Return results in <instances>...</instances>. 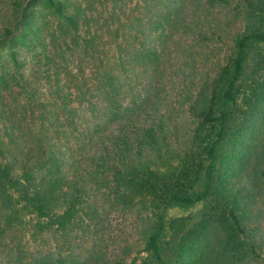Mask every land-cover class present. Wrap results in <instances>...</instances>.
I'll list each match as a JSON object with an SVG mask.
<instances>
[{"label":"trees","instance_id":"1","mask_svg":"<svg viewBox=\"0 0 264 264\" xmlns=\"http://www.w3.org/2000/svg\"><path fill=\"white\" fill-rule=\"evenodd\" d=\"M156 2L162 45L179 35L204 48L241 23L222 61L204 72L202 59L189 70L196 74L182 94L186 118L174 161L164 168L152 160L171 149L160 51L132 54L143 58L130 62L131 72L143 67L145 83L138 101L124 105L121 64L117 71L96 66L89 87L81 66L75 75L60 50L63 73L78 77L77 107L70 109L66 93L60 111L38 119L32 111L26 126L0 132V264H99L95 244L112 206L142 207L149 226L110 264L130 257L129 264H250L263 252L264 208L257 204L264 197V0ZM0 4V53L16 69L44 16L57 20L64 35L75 27L66 0ZM196 204L198 220L167 216Z\"/></svg>","mask_w":264,"mask_h":264},{"label":"rangeland","instance_id":"2","mask_svg":"<svg viewBox=\"0 0 264 264\" xmlns=\"http://www.w3.org/2000/svg\"><path fill=\"white\" fill-rule=\"evenodd\" d=\"M66 1L67 12L75 17L74 29L64 35L61 32L64 27H60L57 20L44 16L39 20L36 37L21 50L18 69L6 60L3 53H0V111L5 117L3 120L0 119V132L4 131V126L6 129L10 126H26L27 117L25 119L24 115L32 111L35 117L41 112L47 114L50 110L60 111L61 97L66 93L69 94L70 109L77 107L78 77L75 80L63 73V63L58 57L60 50L64 52L65 49L68 53L67 57L70 65H73L75 75L77 74L75 67L81 66L83 72L79 75L80 80L85 81L89 87L94 85L93 72L96 66L107 65L117 71L118 64H121L123 71L119 70V72L124 80L122 104L126 105L138 101V95L145 83V77L141 74L143 67L138 66L134 72H131L133 65L130 62V60L134 61L136 66L143 58L135 60L132 54H137L143 48L157 49L165 62L164 89L161 92L165 101L162 103L161 111L162 121L170 131L167 142L170 143L171 149L168 153L162 148L152 160L157 167L166 168L174 161L176 144L184 130L187 99L182 94L190 79L188 77L190 73L196 74L195 71L189 70L193 66H201L202 59H204V72L222 61L229 54L233 38L238 33L241 23L236 24L225 35L223 42L216 44L204 42V48L191 47L190 43L180 39L179 35L162 45L157 39L156 0ZM25 2L26 0H20L22 4L20 7H23ZM154 5L157 7H153ZM149 7H152L151 10ZM10 13L8 12L7 15L9 16ZM63 38H66L67 42H64ZM193 58L195 61H192ZM15 80H21V84L19 81L16 84ZM257 206L264 208V197ZM201 209V204L174 207L168 210L167 216L168 218L189 217L195 221L198 220ZM259 221L264 234V218ZM147 226H149L148 213L142 207L127 210L112 206L95 244V249L100 250L103 255L99 264H110L114 257H122L126 247H136L142 231ZM262 248L263 252L258 251V257L250 264H264V245ZM131 259L132 257L127 258V264Z\"/></svg>","mask_w":264,"mask_h":264}]
</instances>
